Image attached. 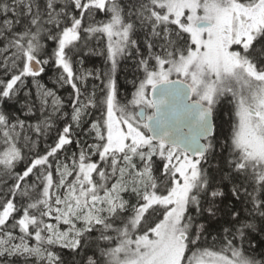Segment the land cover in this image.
Listing matches in <instances>:
<instances>
[{"label":"snow or ice","instance_id":"snow-or-ice-1","mask_svg":"<svg viewBox=\"0 0 264 264\" xmlns=\"http://www.w3.org/2000/svg\"><path fill=\"white\" fill-rule=\"evenodd\" d=\"M0 264H264V0H0Z\"/></svg>","mask_w":264,"mask_h":264},{"label":"trees","instance_id":"trees-1","mask_svg":"<svg viewBox=\"0 0 264 264\" xmlns=\"http://www.w3.org/2000/svg\"><path fill=\"white\" fill-rule=\"evenodd\" d=\"M104 66V60H103V57L101 56H91V57H88L87 58V62H86V65L85 67H98V68H103ZM124 64L122 63L121 65V72L119 73V82H120V92H121V95H123L125 93V91L127 92H131V85L130 84H126L124 82V71H123V68H124ZM47 77H45V80L47 81ZM61 94L62 95H66V93L63 92V90H61ZM23 165H21L22 167Z\"/></svg>","mask_w":264,"mask_h":264}]
</instances>
